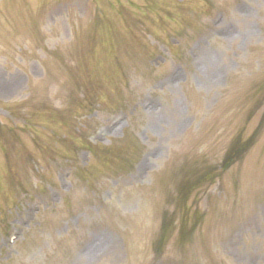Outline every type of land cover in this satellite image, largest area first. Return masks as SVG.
<instances>
[{
  "label": "rangeland",
  "instance_id": "374dc122",
  "mask_svg": "<svg viewBox=\"0 0 264 264\" xmlns=\"http://www.w3.org/2000/svg\"><path fill=\"white\" fill-rule=\"evenodd\" d=\"M0 264H264V0H0Z\"/></svg>",
  "mask_w": 264,
  "mask_h": 264
},
{
  "label": "bare ground",
  "instance_id": "6f19581e",
  "mask_svg": "<svg viewBox=\"0 0 264 264\" xmlns=\"http://www.w3.org/2000/svg\"><path fill=\"white\" fill-rule=\"evenodd\" d=\"M251 32H252V29H250V33ZM219 77H220V73H217L216 71V73L211 77V80L216 82L219 79Z\"/></svg>",
  "mask_w": 264,
  "mask_h": 264
},
{
  "label": "trees",
  "instance_id": "16d2710c",
  "mask_svg": "<svg viewBox=\"0 0 264 264\" xmlns=\"http://www.w3.org/2000/svg\"><path fill=\"white\" fill-rule=\"evenodd\" d=\"M239 153H240L239 148H234L233 147L232 152H231V156H236L237 157L239 155Z\"/></svg>",
  "mask_w": 264,
  "mask_h": 264
}]
</instances>
